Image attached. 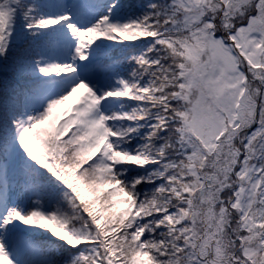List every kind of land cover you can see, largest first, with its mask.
<instances>
[{
  "label": "snow or ice",
  "instance_id": "1",
  "mask_svg": "<svg viewBox=\"0 0 264 264\" xmlns=\"http://www.w3.org/2000/svg\"><path fill=\"white\" fill-rule=\"evenodd\" d=\"M0 264H264V0H0Z\"/></svg>",
  "mask_w": 264,
  "mask_h": 264
}]
</instances>
